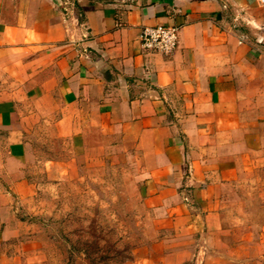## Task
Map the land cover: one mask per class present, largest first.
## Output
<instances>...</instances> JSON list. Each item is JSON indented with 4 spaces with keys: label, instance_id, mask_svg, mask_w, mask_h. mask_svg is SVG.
<instances>
[{
    "label": "crops",
    "instance_id": "1",
    "mask_svg": "<svg viewBox=\"0 0 264 264\" xmlns=\"http://www.w3.org/2000/svg\"><path fill=\"white\" fill-rule=\"evenodd\" d=\"M61 2L0 0V264L34 262L17 213L35 192L34 140L53 138L128 151L145 207L174 232L162 264H217L214 247L180 245L207 243L192 233L222 225L220 196L264 179V4ZM160 24L178 27L170 55L140 44Z\"/></svg>",
    "mask_w": 264,
    "mask_h": 264
},
{
    "label": "rangeland",
    "instance_id": "2",
    "mask_svg": "<svg viewBox=\"0 0 264 264\" xmlns=\"http://www.w3.org/2000/svg\"><path fill=\"white\" fill-rule=\"evenodd\" d=\"M35 140L26 166L35 192L17 213L26 224L22 230L29 236L27 250L34 251L33 264H162V250L170 248L174 232L159 227L160 218L145 207L135 157L114 146L72 150L59 138ZM244 187L254 191L239 188L220 196L221 226L193 231L207 243L198 246L194 236L181 248L214 247L217 264L229 262L227 250L235 264H264L258 237L264 221L258 187L264 179L246 180ZM209 235L217 240L208 242Z\"/></svg>",
    "mask_w": 264,
    "mask_h": 264
},
{
    "label": "built area",
    "instance_id": "3",
    "mask_svg": "<svg viewBox=\"0 0 264 264\" xmlns=\"http://www.w3.org/2000/svg\"><path fill=\"white\" fill-rule=\"evenodd\" d=\"M77 0H62L63 9L73 5ZM264 4V0H257ZM139 40L141 47L147 51L158 52L163 55L173 53L178 42V27L174 25L143 26L140 30Z\"/></svg>",
    "mask_w": 264,
    "mask_h": 264
}]
</instances>
